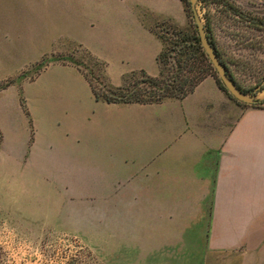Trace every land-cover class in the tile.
<instances>
[{"label":"crops","instance_id":"obj_1","mask_svg":"<svg viewBox=\"0 0 264 264\" xmlns=\"http://www.w3.org/2000/svg\"><path fill=\"white\" fill-rule=\"evenodd\" d=\"M0 3L19 16L2 19L1 52L12 35L77 43L115 86L131 72L157 76V28L185 22L182 0ZM74 73L49 92L64 89V103L78 108L81 150L143 188L146 264H264V107L236 102L212 76L183 98L109 103Z\"/></svg>","mask_w":264,"mask_h":264},{"label":"rangeland","instance_id":"obj_2","mask_svg":"<svg viewBox=\"0 0 264 264\" xmlns=\"http://www.w3.org/2000/svg\"><path fill=\"white\" fill-rule=\"evenodd\" d=\"M10 6L0 3L1 25L19 20ZM197 10L228 71L264 102V0H198ZM194 28L185 8L183 25L157 33L170 48ZM10 39L0 51V264H146L143 188L81 150L78 108L64 103L63 87L49 92L74 72L104 90L113 85L104 62L77 43Z\"/></svg>","mask_w":264,"mask_h":264},{"label":"trees","instance_id":"obj_3","mask_svg":"<svg viewBox=\"0 0 264 264\" xmlns=\"http://www.w3.org/2000/svg\"><path fill=\"white\" fill-rule=\"evenodd\" d=\"M182 1L186 10L191 11L192 8L190 1ZM197 32V29L194 28L192 33L187 32L178 35V38L171 42L172 46L170 48H166L164 38L159 35L162 40L163 47L157 56V62L160 68L157 76H150L144 71L131 72L123 77V83L119 86L107 84V87L104 90L93 87L92 91L95 98L109 103H156L167 98H183L190 92L194 91L196 86L204 78L212 76L216 80L218 86L229 97L240 104L246 105V103L236 99L227 90L203 49ZM203 60L207 62V66L200 65ZM221 60L224 62L222 58ZM168 64H171L169 70L172 68L174 69L173 73L166 72L165 67ZM138 73H140L143 77L142 87H139L138 83L130 85L129 82V78ZM238 85L244 91L248 92L247 89L243 88L239 83ZM252 105L256 107H264V102H256Z\"/></svg>","mask_w":264,"mask_h":264},{"label":"water","instance_id":"obj_4","mask_svg":"<svg viewBox=\"0 0 264 264\" xmlns=\"http://www.w3.org/2000/svg\"><path fill=\"white\" fill-rule=\"evenodd\" d=\"M193 12V19L196 24L200 42L203 49L205 50L208 58L210 59L212 65L214 66L219 78L227 88V90L239 101L244 103L253 104L257 102L254 95L248 94L244 91L232 77L226 64L221 60L216 47L211 42V38L207 32L206 26L202 21V18L199 15L197 10L198 0H189ZM259 85L257 88H260Z\"/></svg>","mask_w":264,"mask_h":264},{"label":"flooded vegetation","instance_id":"obj_5","mask_svg":"<svg viewBox=\"0 0 264 264\" xmlns=\"http://www.w3.org/2000/svg\"><path fill=\"white\" fill-rule=\"evenodd\" d=\"M211 38V37H210ZM211 42L213 43V41H212V39H211ZM213 45H214V43H213ZM215 46V45H214ZM216 47V46H215ZM217 52H218V50H217Z\"/></svg>","mask_w":264,"mask_h":264}]
</instances>
